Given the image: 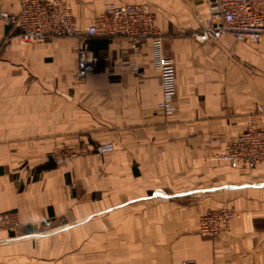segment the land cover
Wrapping results in <instances>:
<instances>
[{"label":"crops","instance_id":"crops-1","mask_svg":"<svg viewBox=\"0 0 264 264\" xmlns=\"http://www.w3.org/2000/svg\"><path fill=\"white\" fill-rule=\"evenodd\" d=\"M68 1L80 30L107 1L149 7L174 109L157 107L149 39L135 53L123 37L20 44L0 18V264H264V164L212 157L264 106V38L196 42L204 0ZM77 47L95 58L80 81ZM54 149L85 153L54 164ZM220 207L234 213L228 231L201 236L197 216Z\"/></svg>","mask_w":264,"mask_h":264},{"label":"built area","instance_id":"built-area-1","mask_svg":"<svg viewBox=\"0 0 264 264\" xmlns=\"http://www.w3.org/2000/svg\"><path fill=\"white\" fill-rule=\"evenodd\" d=\"M207 16L193 34L198 43L213 42L222 35H229L234 41L258 43L264 38V0H204ZM0 18L10 25L12 37L20 44L41 43L49 37H123L129 40V49L135 53L142 39H149L151 64L158 72L160 99L157 107L165 114L172 113L175 95L174 68L171 60L164 56L161 36L152 20L149 7L144 3H115L107 1L102 11L93 17L82 30L78 29L70 11L68 0H24L16 14L6 13L0 8ZM76 81L93 69L95 58L83 47H77ZM120 64L127 66L134 75L142 78L144 73L135 63L125 59ZM112 150V143L96 145L97 154ZM85 151H64L54 156L55 163L70 162ZM226 161L230 167L243 165L251 169L258 163L264 164V106L256 113L246 115L243 130L227 141L221 154L213 155ZM231 209L220 207L197 216L198 233L206 238H215L229 229L233 218ZM179 264H194L184 259Z\"/></svg>","mask_w":264,"mask_h":264},{"label":"rangeland","instance_id":"rangeland-1","mask_svg":"<svg viewBox=\"0 0 264 264\" xmlns=\"http://www.w3.org/2000/svg\"><path fill=\"white\" fill-rule=\"evenodd\" d=\"M75 80V79H74ZM64 151H81V150H72V149H54V150H52L51 151V153H50V160L54 163V164H57V163H55V160H54V156L57 154V153H62V152H64ZM93 152H95L94 151V148H93ZM58 164H60V163H58Z\"/></svg>","mask_w":264,"mask_h":264},{"label":"bare ground","instance_id":"bare-ground-1","mask_svg":"<svg viewBox=\"0 0 264 264\" xmlns=\"http://www.w3.org/2000/svg\"><path fill=\"white\" fill-rule=\"evenodd\" d=\"M87 75H88V74H87ZM87 75H86V76H87ZM86 76H85V77H86ZM85 77H84V78H85Z\"/></svg>","mask_w":264,"mask_h":264}]
</instances>
